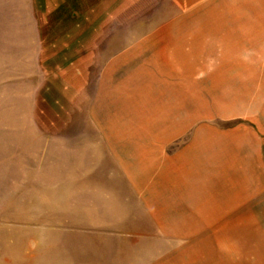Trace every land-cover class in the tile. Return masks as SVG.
<instances>
[{
  "label": "rangeland",
  "instance_id": "obj_1",
  "mask_svg": "<svg viewBox=\"0 0 264 264\" xmlns=\"http://www.w3.org/2000/svg\"><path fill=\"white\" fill-rule=\"evenodd\" d=\"M85 2L0 0V264H264V0Z\"/></svg>",
  "mask_w": 264,
  "mask_h": 264
},
{
  "label": "crops",
  "instance_id": "obj_2",
  "mask_svg": "<svg viewBox=\"0 0 264 264\" xmlns=\"http://www.w3.org/2000/svg\"><path fill=\"white\" fill-rule=\"evenodd\" d=\"M221 170H222L223 173H226L225 175H230V174H231V176L234 175V173H232L233 169L231 168L230 164L225 165L223 169H222V165H221ZM225 183L226 182H222V185H220V187L221 188H228V187L224 186V185H228V183H226V184Z\"/></svg>",
  "mask_w": 264,
  "mask_h": 264
},
{
  "label": "water",
  "instance_id": "obj_3",
  "mask_svg": "<svg viewBox=\"0 0 264 264\" xmlns=\"http://www.w3.org/2000/svg\"><path fill=\"white\" fill-rule=\"evenodd\" d=\"M104 1H105V0H104ZM90 2H91V0H88V2H85L84 5H85V6H89V5H90ZM103 4H104V3H103ZM105 5H106V4H105Z\"/></svg>",
  "mask_w": 264,
  "mask_h": 264
}]
</instances>
